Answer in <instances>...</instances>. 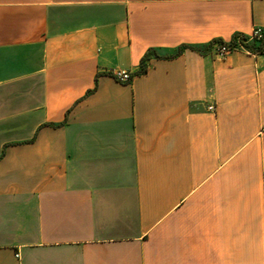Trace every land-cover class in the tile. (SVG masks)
Here are the masks:
<instances>
[{
    "label": "crops",
    "instance_id": "obj_1",
    "mask_svg": "<svg viewBox=\"0 0 264 264\" xmlns=\"http://www.w3.org/2000/svg\"><path fill=\"white\" fill-rule=\"evenodd\" d=\"M256 29L264 0H0V264H264V53L178 54Z\"/></svg>",
    "mask_w": 264,
    "mask_h": 264
},
{
    "label": "built area",
    "instance_id": "obj_2",
    "mask_svg": "<svg viewBox=\"0 0 264 264\" xmlns=\"http://www.w3.org/2000/svg\"><path fill=\"white\" fill-rule=\"evenodd\" d=\"M249 38V41H255L258 45L261 42H264V31L262 29H256L252 35ZM214 53L219 56V57H227L233 52L236 51H245L247 53H252V54H259V52H251L248 50L241 42H238L234 46H230L229 42L225 43L223 45H215L214 47ZM262 53H264V48L262 50ZM110 74L119 82L121 83H130L133 79L134 74L130 71L126 70H114L111 71ZM210 110H215L214 107H211Z\"/></svg>",
    "mask_w": 264,
    "mask_h": 264
},
{
    "label": "trees",
    "instance_id": "obj_3",
    "mask_svg": "<svg viewBox=\"0 0 264 264\" xmlns=\"http://www.w3.org/2000/svg\"><path fill=\"white\" fill-rule=\"evenodd\" d=\"M238 42H241L248 50H250L251 52H259L262 53V50L264 48V42H261L259 45L255 42V41H249V38L244 36V35H236L230 42L229 45L230 46H234L236 45ZM226 42L222 41V40H217L212 42L208 47L206 48H201V47H183L181 49H179L178 54L182 53L184 49H191V50H195V51H199L202 53H205L207 51H209L210 49H212V47H215V45H223ZM154 55L156 58H160L154 51H150L149 53H147V55L145 56V58L142 61V67H143V72H145V61L150 57Z\"/></svg>",
    "mask_w": 264,
    "mask_h": 264
}]
</instances>
